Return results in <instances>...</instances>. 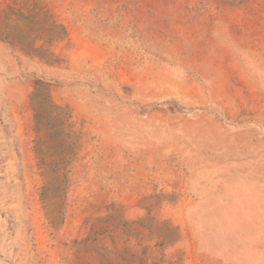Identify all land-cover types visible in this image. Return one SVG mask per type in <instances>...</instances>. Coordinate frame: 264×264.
<instances>
[{
	"label": "rangeland",
	"instance_id": "obj_1",
	"mask_svg": "<svg viewBox=\"0 0 264 264\" xmlns=\"http://www.w3.org/2000/svg\"><path fill=\"white\" fill-rule=\"evenodd\" d=\"M0 264H264V0H0Z\"/></svg>",
	"mask_w": 264,
	"mask_h": 264
}]
</instances>
